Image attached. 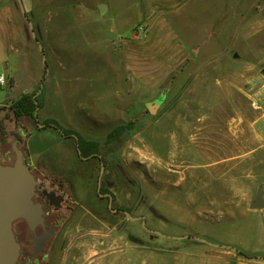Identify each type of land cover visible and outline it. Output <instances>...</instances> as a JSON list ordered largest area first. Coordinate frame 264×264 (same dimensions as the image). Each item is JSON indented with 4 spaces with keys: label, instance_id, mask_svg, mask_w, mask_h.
Instances as JSON below:
<instances>
[{
    "label": "rangeland",
    "instance_id": "1",
    "mask_svg": "<svg viewBox=\"0 0 264 264\" xmlns=\"http://www.w3.org/2000/svg\"><path fill=\"white\" fill-rule=\"evenodd\" d=\"M10 1L20 29L13 59L21 82L9 83L0 92L2 149L9 158L4 161L13 163L12 144L18 140L37 178H59L72 195L65 224L36 256L41 264L200 262L202 251L212 245L171 238L183 235L232 245L249 256L264 252V208L254 207L260 192L264 199V148L255 146L251 152L247 140L253 131L264 133L254 122L264 118V0H192L175 28L145 27L139 39L137 27L131 30L130 23H124L116 35L133 38L132 48L141 47L145 57L152 53L148 61L158 68L156 77H142L146 85L138 92L132 85L140 78L129 76L122 45H114L111 66L98 74L88 70L84 38L76 35L71 60L57 55V26L69 27L74 21L86 28L92 16L81 3L89 0H22L26 16L18 0ZM118 5L111 6L107 21L117 15ZM42 80L45 93L38 122L15 119L12 102L33 93ZM164 90L166 100L152 116L146 103ZM47 119L98 142L105 165L100 192L113 193L114 208L144 215L146 226L164 236L146 230L141 220L115 214L98 192L100 158L83 159L74 137L66 138L53 127L41 129L39 124ZM130 122L134 126L117 140H106L115 128ZM231 142L232 148L226 145ZM15 229L23 245L18 264H26L27 251L35 255L32 232L24 221ZM230 252L245 264H264V259Z\"/></svg>",
    "mask_w": 264,
    "mask_h": 264
},
{
    "label": "crops",
    "instance_id": "2",
    "mask_svg": "<svg viewBox=\"0 0 264 264\" xmlns=\"http://www.w3.org/2000/svg\"><path fill=\"white\" fill-rule=\"evenodd\" d=\"M191 2L192 0H89L84 3L82 2L81 4L92 16L88 19L87 27L82 28L74 21L70 22L69 27L59 24L56 28L59 36L57 35L55 40L59 43L58 45L61 46V50H58L56 53L58 56H61L60 59L64 61L71 60L73 58V50L75 49L76 43H74V40L76 35L79 39L84 38L87 46V60L89 64H91L88 70H92V73L98 74V70L107 71V66H111V57L113 54H116L114 45L119 44V47L122 45L121 48L127 51L129 57L126 63L127 66H129V76L136 79L137 77L140 78V82H136L132 85L134 91L138 92L140 90L138 88L139 86L146 85L144 83L146 81H143L144 79H142V77H156L158 74L157 66H154L153 62L148 61V59L152 60L153 54L150 53V57L143 56L144 54L141 47H138L139 49L132 48V43L135 42L133 38H123L116 34L121 31V27L125 25L124 23L126 22L130 23L128 26L131 30L138 26L146 27L148 30L175 28L180 14ZM114 4H119V7H117L119 8L117 15H114L107 21L105 15L110 12V8ZM103 5L105 6L104 12L100 9ZM114 11H116L115 7ZM95 13H97L96 16L94 15ZM99 15L103 17V21H106H101ZM120 16L123 17V20H119L118 17ZM67 29L71 31L67 32ZM152 32L150 34H152ZM19 34L20 29L13 2L10 0H0V68H4L8 73L11 86L21 82L19 72L15 69L13 59L15 43L19 39ZM67 35L68 38L66 37ZM141 42H143V40L137 41V43ZM68 46H71V49L70 47L68 48ZM138 46H140V44ZM67 53L70 55L67 56ZM88 78L89 81L92 80L91 76ZM93 80H95V77ZM77 81L80 80L78 79ZM254 122L260 130L264 128V118H258ZM237 133L238 132H236L235 137H239ZM247 140L251 141V152L255 151V146L257 148H264V133H255L253 131ZM226 145L231 148L233 147L232 142ZM234 145H238L237 140ZM204 154L207 155V152L205 151ZM202 252H204L205 255L201 256L200 262L196 264H245V262H240L238 259H235L234 254H232L230 250H225L223 248L212 246L211 249L203 250Z\"/></svg>",
    "mask_w": 264,
    "mask_h": 264
},
{
    "label": "water",
    "instance_id": "3",
    "mask_svg": "<svg viewBox=\"0 0 264 264\" xmlns=\"http://www.w3.org/2000/svg\"><path fill=\"white\" fill-rule=\"evenodd\" d=\"M22 14L26 16V10L22 0H18ZM101 11H105V6H101ZM30 29L34 39H37L36 32L34 30V24L32 21L29 22ZM40 50L43 52L44 64H47L46 54L42 45ZM194 54L198 53V48L192 49ZM48 72V69H47ZM44 87V80L40 83L38 92L34 95L36 98ZM167 94L162 92L157 98L146 103V107L152 116H155L166 100ZM37 102V101H36ZM38 110H36V118L38 120ZM40 127H44L43 124H39ZM12 150L15 154L13 163H5L3 159L2 143L0 138V264H18L22 254V244L17 238L16 234V223L18 221H25L28 224L29 230L33 233V244L34 253L40 255L44 252L46 243L49 242L55 235L53 227H47L45 222V209L42 203L35 201L37 187L39 181L32 171L29 164L25 161L24 150L20 147L19 142L15 140L12 144ZM79 153L81 150L78 148ZM105 172V165L102 163L99 182L98 192L100 193L102 186V176ZM110 197L109 208L112 211H116L112 208L113 194H106ZM263 193L260 192L256 198L255 208H264V199L262 198ZM100 196L104 194L100 193ZM48 197L52 198L55 203L59 204V198H56L53 193H50ZM122 213L127 219L132 221H142V224L146 230L151 233L164 236L157 230L150 229L146 226V217L144 215L134 216L128 210H122ZM43 227V232L38 233V227ZM175 239H194L204 243H208L214 247L228 249L234 251L240 255L239 248L227 245L211 243L208 239L196 236V235H183L178 237H171ZM245 258L250 260L264 259L262 256H251Z\"/></svg>",
    "mask_w": 264,
    "mask_h": 264
},
{
    "label": "flooded vegetation",
    "instance_id": "4",
    "mask_svg": "<svg viewBox=\"0 0 264 264\" xmlns=\"http://www.w3.org/2000/svg\"><path fill=\"white\" fill-rule=\"evenodd\" d=\"M163 92H165L168 95L167 90H164ZM70 137H74L77 140V142L79 141V138L76 134L72 133L69 136H66V138H70ZM78 145H79V142H78ZM78 148H79V146H78ZM80 156L83 159H90V158L96 156V157L100 158L101 163L104 164L103 155L99 152L93 153L89 156H82L80 154ZM37 179L39 181V185L37 187V191H36L37 193L35 196V201L43 204L44 209H45L44 216H45L46 226L47 227H53L54 231H55L54 237L49 242L46 243V246H47L48 243H50L54 238L57 237L58 229L61 226H63L66 222V219L68 217L67 214L71 210V207H70L71 205H69L68 202H70V199H72V195L67 190L66 184H64L63 181L59 178H56L55 181H49L47 179V177L41 178V179L38 177ZM50 193H53L56 198H59V200H60L59 204L55 203V201L52 198L48 197V195ZM108 193H110V192L102 193V194H104V196L103 197L101 196V197L107 198L110 201V197L106 195ZM114 200H115V197L113 194V202H114ZM112 208L116 210V211H113L115 214L122 213V210H125V209H122L121 207H115L114 208L113 203H112ZM25 224H27V223L25 222ZM22 226L23 225L19 226V228L23 230L24 227L22 228ZM27 227H28V224H27ZM37 232L42 233L43 227H41V226L38 227ZM16 234H17L18 240L20 241L17 232H16ZM21 244H22V242H21ZM32 244H33V233H32ZM46 246H45V248H46ZM33 248H34V244H33ZM22 252H23V245H22ZM36 256H38V255H36V254L32 255L30 252L27 251L26 258H25L27 261L26 264H41L38 261V258H36Z\"/></svg>",
    "mask_w": 264,
    "mask_h": 264
},
{
    "label": "trees",
    "instance_id": "5",
    "mask_svg": "<svg viewBox=\"0 0 264 264\" xmlns=\"http://www.w3.org/2000/svg\"><path fill=\"white\" fill-rule=\"evenodd\" d=\"M45 65L47 67V64ZM39 88H40V85L37 87V89L33 93H24L19 98H17L16 100L12 102V104L10 105V111L15 119H20L22 117H30V118L36 119V121L38 122L35 113H36L37 108L40 109L43 106V97L45 93V90L43 87L42 92L36 98H34V95L38 92ZM133 126H134V122H130L128 124H123V125L118 126L110 133V135L108 136L106 140L108 142H113L117 140L121 135H123V133L127 129L132 128ZM48 127L55 128L56 130L60 131V133L64 136H69L72 133L76 134L79 138V141H78L79 149L81 150L82 156H89L99 151L100 144L98 142L87 141L83 139L78 132L74 130L62 128V126H60V124L54 119H47L45 121L44 127H42L41 129H46ZM0 138H1V143L3 144L5 142V137L3 136L1 129H0ZM3 159L8 160L9 158H5V156L3 155ZM100 191L103 192L104 188H101ZM240 253L242 255H245L246 257H251V256L264 257V252L262 251L254 252L250 254L251 256H249L248 253L241 251V250H240Z\"/></svg>",
    "mask_w": 264,
    "mask_h": 264
},
{
    "label": "built area",
    "instance_id": "6",
    "mask_svg": "<svg viewBox=\"0 0 264 264\" xmlns=\"http://www.w3.org/2000/svg\"><path fill=\"white\" fill-rule=\"evenodd\" d=\"M137 34L135 35L138 39L142 38L145 33V28L142 26L137 27ZM10 83L8 73L4 68H0V92H2L5 87Z\"/></svg>",
    "mask_w": 264,
    "mask_h": 264
}]
</instances>
